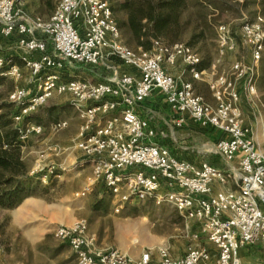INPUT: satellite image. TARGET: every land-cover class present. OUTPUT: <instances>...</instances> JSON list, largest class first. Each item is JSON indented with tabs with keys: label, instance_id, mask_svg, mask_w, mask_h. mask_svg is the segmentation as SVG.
<instances>
[{
	"label": "built area",
	"instance_id": "2783aa9c",
	"mask_svg": "<svg viewBox=\"0 0 264 264\" xmlns=\"http://www.w3.org/2000/svg\"><path fill=\"white\" fill-rule=\"evenodd\" d=\"M218 36L221 57L235 51L239 43L249 49L255 62L264 55L261 16L244 22L237 32L221 25ZM0 37L13 41L23 64L16 55H0V76L16 81L28 76L25 85L17 84L8 94V101L17 108V124L56 95L67 94L74 100L84 121L78 147L92 168L80 197L102 186L116 200V212L133 201L153 199L200 225V230L190 233L183 255L174 257L170 246L161 245L146 248L135 260L118 248L97 245L85 220L60 225L54 235L69 245L77 264H264L245 263L241 254L247 247L264 250V147L258 146L245 122L237 89V80L244 78L249 93H255L254 72L235 62L230 73L211 82L216 104H209L195 93L192 82L180 81L164 67L165 60L175 63L182 57L193 76L199 77L198 53L185 44L168 47L156 42L149 51L129 46L109 0H59L49 16L28 13L23 0H0ZM114 59L132 71L98 83L64 78L66 70L76 65L114 69ZM156 89L179 113L178 125L189 113L200 126L222 131L214 152L223 158L226 169L176 157L154 141L156 129L136 106ZM119 106L121 112L112 114ZM101 116L107 117L98 124ZM66 124L62 120L53 127ZM41 128L29 121L22 138ZM236 158L237 170L231 167ZM231 180L237 188L214 192L215 182L225 186ZM202 238L211 246L202 244Z\"/></svg>",
	"mask_w": 264,
	"mask_h": 264
},
{
	"label": "rangeland",
	"instance_id": "374dc122",
	"mask_svg": "<svg viewBox=\"0 0 264 264\" xmlns=\"http://www.w3.org/2000/svg\"><path fill=\"white\" fill-rule=\"evenodd\" d=\"M58 1L23 0V3L28 13L47 16L53 12ZM47 2H52L53 7L50 8ZM199 9L200 7L191 10L194 15L192 17H197ZM204 10L208 14L210 28L206 30L207 37L194 41L193 50L210 68L220 54L217 43L219 27L229 25L237 32L246 21H253L258 16L264 19V0H237L230 4L227 11L211 7ZM189 36V34L184 36L181 43L187 44ZM234 52L222 60L220 70H228L235 62L244 60L258 64L264 70V55L259 62H255L249 49L240 43ZM115 62L116 66L123 64ZM125 66L127 65L120 69L118 66L114 69L88 65L74 67L76 71H93L96 77L102 80L106 74L114 76L120 74L119 70L124 72ZM260 75L256 73L257 85L261 81L264 86V74ZM21 81L9 76H0V103L8 102L9 92L17 84H23ZM205 84L207 82L199 84L198 89L207 94ZM65 97L57 95L50 98L30 117L32 121L34 119L37 122L67 119L65 126L49 129L42 127L40 132H31L22 138L24 141L22 158L30 175L34 176V185L28 198H42L47 203L55 205L56 215H51L52 217L14 215L18 211V206L27 198L14 208L0 207V264H77L72 249L58 239L54 231L60 225H72L79 220L88 223L91 231L97 235L96 244L100 243L104 248L114 247L128 253L134 251L140 253L147 247L168 245L175 252L181 253L182 247L184 248L191 237L190 233L198 226L184 218L174 208L168 205L164 208L154 200L147 199L127 206L122 212H115L114 200L102 186L97 185L92 193L85 197L79 196L88 183V177L92 175V169L88 164L81 165L86 155L78 147V142L81 139L80 133L84 122L80 123L77 119L74 100ZM212 98L213 96L208 100L212 101ZM44 217L52 219L51 225L42 224L46 228L42 234L38 227L41 226L40 222L44 223ZM134 222L138 223L136 227L138 231L132 232L134 227L131 223ZM253 250L257 256L252 254L251 257H247L246 262L264 261V250L255 248Z\"/></svg>",
	"mask_w": 264,
	"mask_h": 264
},
{
	"label": "crops",
	"instance_id": "0c3cea01",
	"mask_svg": "<svg viewBox=\"0 0 264 264\" xmlns=\"http://www.w3.org/2000/svg\"><path fill=\"white\" fill-rule=\"evenodd\" d=\"M44 16V15H43ZM49 16V15H47ZM13 41H8L6 39H3L0 37V55L3 56H14L16 55V61L20 63L21 67H23V64L17 57V51L13 48ZM236 51V50H235ZM232 53V52H230ZM230 53H228L225 57H221L220 55L218 58L212 63L210 68H207V70L199 71V77L193 76L192 72L189 70V66L183 61L182 57H178L175 61V63H171L168 61H164V67L166 70L173 74L177 79L180 81H189L192 82L194 86L195 93L203 98V100L209 104H216L215 98L213 96V91L210 87V84L213 80H215L218 76L222 75V73H230L232 71V65L229 67L228 70H220V66L222 65V60L227 59L230 57ZM233 53H235L233 51ZM263 58V57H262ZM116 65L115 60L113 61ZM249 71L254 72L255 75H263L264 70L262 67H259L258 64L255 63L252 64L250 61H241ZM117 66L122 67L123 64H117ZM72 66V68L67 69L64 73V78L70 79V78H77V79H83L86 81H90L93 83H98L101 81H106V79H109L113 75H107L102 79L99 80L94 74L93 71H76V68ZM132 68L125 66V70H119L120 74L131 72ZM260 75V76H261ZM259 76V77H260ZM257 81V76H256ZM23 82L22 85H25V80L21 81ZM202 82H207L205 84L206 86V92L205 95L202 91L198 89V85ZM25 83V84H24ZM237 89L240 93V105L242 107L245 122L252 130V135L258 144L260 148L264 147V86L261 83V81L258 83L256 82V90L255 93H249L245 79H239L237 80ZM57 96V95H56ZM61 96V95H58ZM66 96L65 98H71L70 95H62ZM211 96H213V100H208ZM72 99V98H71ZM122 106H119L115 111H113L112 114H119L121 112ZM137 111L143 116L144 118L148 119L151 126L156 129V136L154 138V141L164 147H167L173 155L176 157L192 161L195 163H201L202 161H207L213 166L220 169H226L227 165L225 164L223 158L214 152V148L216 143L219 141L220 137L223 136L222 131L215 129V128H204L200 126L197 122H195L191 115L189 113L184 114L185 122L182 125L177 124V120L180 117L179 113L174 111L171 106L169 105L168 101L166 100V97L164 93H162L160 90L156 89L152 92V94L147 97L143 102L138 103L136 106ZM77 119L80 123L84 122L80 115L77 112ZM108 116V115H107ZM107 116H101L98 119V124H103L104 120ZM67 119H60V120H52V121H35L33 119L30 120V122H33L35 124H39L45 129L53 128V125L55 124V121H62ZM87 159L83 161L81 165L88 164L89 167L91 165L86 162ZM239 166V160L236 158L232 163L231 167L237 170ZM92 169V168H91ZM227 188H237V184L234 180H231L227 185H221L217 182L214 183V192H217L218 190L227 189ZM113 200V198H112ZM153 200V199H152ZM115 201L114 207H115ZM139 201H133L132 203H129L127 205H124V207L120 210L122 212L127 206L131 204H136ZM164 208L167 207V204L160 205ZM170 206V205H168ZM171 207V206H170ZM173 208V207H172ZM175 209V208H174ZM178 211L177 209H175ZM116 212V211H115ZM179 212V211H178ZM38 215L39 217H42V215H56V206L53 204H49L46 201H44L42 198H27L25 199L19 206L18 211L14 215ZM181 215V213L179 212ZM52 217V216H51ZM44 217L45 221L40 222L38 227V230L41 231L42 234H44L46 228L43 227L42 224L48 225L50 224V220L52 218ZM35 218V217H34ZM194 222V221H193ZM196 223V222H194ZM134 227L133 231H138V227L136 222L131 223ZM134 224V225H133ZM44 225V226H45ZM51 225V224H50ZM198 228H195L194 231L200 230L199 223H196ZM89 232L91 235L95 237V240L97 239L96 233H93L91 229L89 228ZM193 232V231H192ZM135 242L137 239L134 240ZM98 243V239L97 242ZM202 244H207L211 246V243L207 241L205 238H202L201 240ZM99 246L100 243L98 244ZM187 245H184V248L182 247L181 253H177L174 251V249H171V254L174 257H179L184 254ZM149 248V247H147ZM146 248L142 250L144 252ZM121 250V249H120ZM247 249H242L241 254L244 258L245 263L247 257H251L246 252ZM253 250V249H252ZM122 251V250H121ZM254 251V250H253ZM126 255L131 257L132 259H138L142 252H125ZM73 253V252H72Z\"/></svg>",
	"mask_w": 264,
	"mask_h": 264
},
{
	"label": "trees",
	"instance_id": "16d2710c",
	"mask_svg": "<svg viewBox=\"0 0 264 264\" xmlns=\"http://www.w3.org/2000/svg\"><path fill=\"white\" fill-rule=\"evenodd\" d=\"M113 15L121 30L124 41L135 49L152 50L155 43L171 47L184 44V36H189L185 45L193 49L194 41L206 36L209 27L205 8L227 11L237 0H109ZM50 8L52 2H47ZM197 17L191 10L199 8ZM202 7V8H201ZM202 9V10H201ZM51 11V10H50ZM52 12H50L51 15ZM196 19V21H195ZM202 21V22H201ZM194 24V25H193ZM122 63L118 59H114ZM209 66L201 60L198 71ZM14 103H0V207L14 208L31 194L34 185L33 175L22 158V140L26 124H17ZM59 121H55L58 123ZM36 177V176H35ZM249 256H257L251 247L246 248Z\"/></svg>",
	"mask_w": 264,
	"mask_h": 264
}]
</instances>
